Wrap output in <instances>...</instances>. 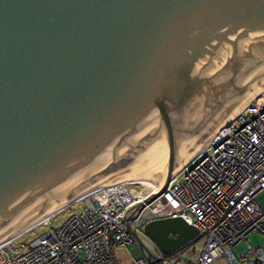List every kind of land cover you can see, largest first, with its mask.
Listing matches in <instances>:
<instances>
[{"label": "water", "instance_id": "1", "mask_svg": "<svg viewBox=\"0 0 264 264\" xmlns=\"http://www.w3.org/2000/svg\"><path fill=\"white\" fill-rule=\"evenodd\" d=\"M262 90L264 0H0V244L148 182L123 226L147 264H169L200 231L132 221Z\"/></svg>", "mask_w": 264, "mask_h": 264}, {"label": "built area", "instance_id": "2", "mask_svg": "<svg viewBox=\"0 0 264 264\" xmlns=\"http://www.w3.org/2000/svg\"><path fill=\"white\" fill-rule=\"evenodd\" d=\"M139 187L138 183H110L85 195L69 207L82 210L73 213L59 229L51 227L52 220L63 211L35 227L36 232L48 227L42 236L35 232L25 243L20 241L22 234L1 246L0 264H120L115 247L135 246L123 226L125 211L154 193ZM262 193L264 95L217 131L132 222L143 234L153 221L182 218L206 239L197 264H217L220 260L264 264V246L254 248L250 244L255 233L264 240V206L258 201ZM241 245L247 248L239 255L236 249ZM164 258L169 262L173 257ZM135 264L147 263L141 257Z\"/></svg>", "mask_w": 264, "mask_h": 264}, {"label": "rangeland", "instance_id": "3", "mask_svg": "<svg viewBox=\"0 0 264 264\" xmlns=\"http://www.w3.org/2000/svg\"><path fill=\"white\" fill-rule=\"evenodd\" d=\"M141 185V184H140ZM136 187L135 185L133 186ZM140 190H143L144 192H151L152 187L149 185L142 184L141 187H139ZM258 201L264 206V193L260 194L258 196ZM73 205V204H72ZM73 208V207H71ZM82 210V207L75 208V211H72L70 208L67 210H64L60 215H58L56 218L52 220V228L59 229L64 222L73 214L78 213ZM45 225V224H43ZM39 228V227H38ZM42 228V229H40ZM39 230L36 232V228H33L31 231L24 233L23 236H21L20 241L27 242L34 238V233L38 236H42L48 231V227H40ZM19 245V243H17ZM28 244V243H27ZM206 239L204 237L198 239L194 243L187 246L182 252H180L178 255L174 256L169 263L170 264H197V258L199 256V253L201 249L205 246ZM250 244L254 247H260L264 246V240L261 238V236L257 233L253 234L250 237ZM247 246H241L240 248L236 249L237 254H241L245 252ZM24 252L28 251V247L23 249ZM116 255L119 259L120 264H135L136 259H138L137 250L134 247H115ZM220 264H226L224 260L219 261Z\"/></svg>", "mask_w": 264, "mask_h": 264}, {"label": "bare ground", "instance_id": "4", "mask_svg": "<svg viewBox=\"0 0 264 264\" xmlns=\"http://www.w3.org/2000/svg\"><path fill=\"white\" fill-rule=\"evenodd\" d=\"M264 95V90H262L258 95H256L250 102H252V101H254V100H256V99H258L259 97H261V96H263ZM249 102V103H250ZM248 103V104H249ZM245 107H243L238 113H236L226 124H228L230 121H232L233 119H235L236 117H238L240 114H241V112L243 111V109H244ZM225 124V125H226ZM217 133V132H216ZM216 133L213 135V136H215L216 135ZM212 136V137H213ZM211 137V138H212ZM210 138V139H211ZM209 139V140H210ZM208 140V141H209ZM208 141L204 144V146L202 147V149H201V151L204 149V147L206 146V144L208 143ZM201 153V152H200ZM179 175V174H178ZM177 175V176H178ZM176 176V177H177ZM175 177V178H176ZM112 183H133V184H144V185H149V186H151V184L150 183H148V182H123V181H118V182H112ZM152 187V186H151ZM152 190H153V192H155L156 190H159V187H155V189H153L152 188ZM83 198V197H82ZM82 198H80V199H82ZM80 199H78V200H80ZM78 200H76V201H78ZM76 201H74V202H71V203H69L67 206H65L64 208H62L61 210H59V211H57V212H55V213H52V214H50V215H47V216H44L43 218H41V219H39L38 221H36V222H34L29 228H27V229H24V230H22V231H20V232H18V233H16V234H14L13 236H11L9 239H7L5 242H3L2 244H0V247L1 246H3V245H6L7 243H9V242H11L12 240H14V239H16L18 236H20V235H22V234H24V233H26V232H28V231H30V230H32L33 228H35V227H37V226H41V225H43L44 223H46L47 221H49V219L53 216V215H55V214H57V213H60V212H62V211H64V210H66V209H68L70 206H72V204L73 203H75ZM176 256V255H175Z\"/></svg>", "mask_w": 264, "mask_h": 264}, {"label": "crops", "instance_id": "5", "mask_svg": "<svg viewBox=\"0 0 264 264\" xmlns=\"http://www.w3.org/2000/svg\"><path fill=\"white\" fill-rule=\"evenodd\" d=\"M241 246H243V245H241ZM241 246H240V247H241ZM244 246H245V245H244ZM240 247H238V248H240ZM134 248H136V246H135ZM243 253H244V252H243ZM137 254H138V258H141V255H140V253H139L138 251H137ZM174 256H175V255H174ZM174 256H173V257H174ZM224 261H225V260H224ZM225 263H226V262H225ZM169 264H170V263H169ZM217 264H220V263L218 262ZM226 264H227V263H226Z\"/></svg>", "mask_w": 264, "mask_h": 264}, {"label": "flooded vegetation", "instance_id": "6", "mask_svg": "<svg viewBox=\"0 0 264 264\" xmlns=\"http://www.w3.org/2000/svg\"><path fill=\"white\" fill-rule=\"evenodd\" d=\"M135 247V246H134ZM153 247V246H152ZM136 250L139 252L138 248H136ZM154 251H157L155 247H153Z\"/></svg>", "mask_w": 264, "mask_h": 264}, {"label": "clouds", "instance_id": "7", "mask_svg": "<svg viewBox=\"0 0 264 264\" xmlns=\"http://www.w3.org/2000/svg\"><path fill=\"white\" fill-rule=\"evenodd\" d=\"M169 263V262H168Z\"/></svg>", "mask_w": 264, "mask_h": 264}]
</instances>
